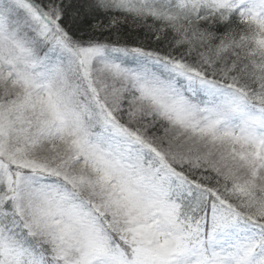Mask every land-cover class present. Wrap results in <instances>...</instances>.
Wrapping results in <instances>:
<instances>
[{
    "label": "snow or ice",
    "instance_id": "1",
    "mask_svg": "<svg viewBox=\"0 0 264 264\" xmlns=\"http://www.w3.org/2000/svg\"><path fill=\"white\" fill-rule=\"evenodd\" d=\"M0 264H264V0H0Z\"/></svg>",
    "mask_w": 264,
    "mask_h": 264
}]
</instances>
